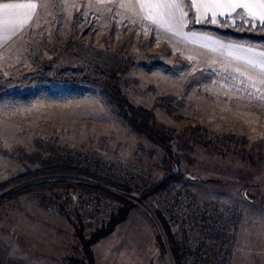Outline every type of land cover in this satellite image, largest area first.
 <instances>
[{
  "label": "rangeland",
  "instance_id": "rangeland-1",
  "mask_svg": "<svg viewBox=\"0 0 264 264\" xmlns=\"http://www.w3.org/2000/svg\"><path fill=\"white\" fill-rule=\"evenodd\" d=\"M88 6L84 4V9ZM75 13H80L91 24L90 28H85V43L102 48L109 14L98 13L96 16L87 17L83 12ZM69 14H65L64 7L61 33L65 37L70 33L74 15ZM52 21L53 8L51 18H42L30 31L39 33L45 39L46 63L60 69L67 66V59L61 45L52 35ZM126 21L129 20H118L119 25ZM129 22L132 26L139 27L138 33L143 38L150 33L149 28L152 25L140 20ZM184 33L189 37L185 30ZM153 36L155 43L148 53L156 54L157 45L165 44L173 54H178L191 63V72L209 69L221 72L228 78L222 83L195 88L185 97L186 106L175 113L169 114L159 108L153 110L156 120L175 136L172 151L178 162V172L183 175L182 179L164 189L177 184L189 191L196 205L215 202L233 207L236 214L233 238L235 248L230 255V264H264V77L259 74L258 69L245 62L252 57V52L231 46L222 55L214 58L201 55L200 52L184 51L176 39L169 41L166 36L155 33V30ZM26 49L27 41L21 65L0 71L6 78L16 79L35 71L26 59ZM131 50L136 66L122 75L121 85L129 102L151 110L156 100L167 96L182 99V85L190 71L171 76L160 69L145 70L140 65L149 66L151 61L145 60L143 53L135 46ZM160 62L172 66L171 57H160ZM35 90L33 85L18 88L19 92ZM252 108L262 111L252 112ZM37 137L42 141L56 139L57 161L88 174L50 175L38 181H64L75 186L101 189L112 194L115 199L101 192L73 186L27 192L0 206V221L7 224L0 229L4 232L3 235L8 236L10 241L17 242L23 233L20 232L22 220L37 218L44 223L50 222L51 217L61 216L71 227L74 239V231H77L88 240L91 235L107 230L109 224L106 229L95 231L89 228L78 229L65 211L54 213L51 210L56 204H63V208L68 207V195L77 197L85 192H93L94 197L114 202L117 207L116 214L120 207L116 198L136 205L130 210L126 220L93 246L99 264H174L166 243L164 242L167 251L163 252L157 242V234L163 237V232L154 216V193L142 201L140 198L145 194H140L135 189L127 188L126 191L108 181L106 175L101 176L102 173H98V177L87 169H80L79 162L81 159L100 157L109 164L116 163L118 166L115 168L123 167V176L129 182L132 171L149 178V193L166 174L161 163L164 156L160 149L116 122L99 102L97 93L85 88L81 99L77 101L35 99L29 107L15 111L0 109V143L12 154L11 158L0 156V182L24 173L27 169L45 167L48 159L54 155L43 151L44 148H38L34 141ZM254 144L260 146L250 153ZM113 172L118 174L113 169L109 171V176ZM186 175L191 178L187 179ZM93 177L112 185L99 182ZM135 185L136 183H131L128 186L132 188ZM76 241L79 251L74 248L72 255L66 259L68 264H80L74 262L80 261L82 257L81 245L77 239Z\"/></svg>",
  "mask_w": 264,
  "mask_h": 264
},
{
  "label": "trees",
  "instance_id": "trees-1",
  "mask_svg": "<svg viewBox=\"0 0 264 264\" xmlns=\"http://www.w3.org/2000/svg\"><path fill=\"white\" fill-rule=\"evenodd\" d=\"M183 3L187 17V32L203 33L226 43L264 51V25H261L260 22L243 15H236L219 18L215 21L207 19L203 23H198L189 0H183ZM52 8L51 32L66 55L67 66L57 69L50 63H46L44 57L45 49L47 48L45 39L39 33L29 31L27 35L26 59L34 67L35 71L21 75L16 79L6 78L5 74L0 72V109L15 111L19 108L31 106L35 99L39 101H77L81 99L83 89H91L97 93L99 102L116 122L141 136L163 153L164 157L161 159V163L165 167L166 174L160 182L154 185L149 193L140 198L142 201L147 200L157 190L166 188L167 185L182 179L183 175H181L180 171L174 173V170L178 167L176 156L172 151V142L175 136L156 120L153 110L159 108L169 114L175 113L178 109L186 106L185 97L195 88L202 85L222 83L228 78L221 72L209 69L191 72L193 68L191 63L180 55L173 54L171 49L165 44L160 43L157 45L156 54L148 53L155 43L153 36L155 28L150 26V33L143 38L138 33L139 27L132 26L129 21L119 25V19L115 13L110 16L105 37L102 41V48L94 47L89 43L86 44L83 40L85 28H90L91 24L85 21L80 13L73 15L70 33L65 37L61 33L64 18L63 0H53ZM132 46H135L138 51L143 53L142 57L145 60L151 61L149 66L140 65L145 70L160 69L171 76H176L180 72H191L182 85V99L178 100L167 96L164 99L156 100L151 110L136 106L128 101L122 92L121 85L122 75L130 68L136 66L132 60ZM160 57H171L172 66L160 62ZM32 85L36 87L35 92L18 91L19 87L21 89ZM250 111L257 112L262 110L252 108ZM34 141L39 149L44 148L43 151H47L54 156L48 159L43 168L27 169L24 173L0 182V206L18 199L27 192L51 191L55 188H69L71 186L83 190L101 192L115 199L112 194L103 192L101 189H91L82 185L75 186L64 181H38L50 175L74 176L83 174L87 176L88 174L73 170L65 163L57 161V156H55L58 150L56 139L42 141L37 137ZM259 146L254 144L250 148V153L252 150L253 152L256 151L255 147ZM11 155L0 143V156L11 158ZM93 178L99 182L112 185L101 179ZM116 199L119 201L120 207L117 214L111 218L107 230L91 235L88 240H85L80 232L74 231V236L82 248L81 262L78 260H74V262L95 264L92 252L93 246L109 236L118 224L126 220L130 210L136 206L122 198ZM154 212V216L163 232V237L157 234V242L160 245V249L166 252V243L174 264H181L180 251L178 245L173 241L169 227L159 213Z\"/></svg>",
  "mask_w": 264,
  "mask_h": 264
},
{
  "label": "crops",
  "instance_id": "crops-1",
  "mask_svg": "<svg viewBox=\"0 0 264 264\" xmlns=\"http://www.w3.org/2000/svg\"><path fill=\"white\" fill-rule=\"evenodd\" d=\"M52 1L46 0L44 6L41 7L42 0H23V2H36L38 7L32 19L22 27L17 26L15 31H12L11 28L6 29L3 17L0 16V71L22 64L28 32L34 29L42 18H51ZM9 2H19V0H0V4ZM162 2H171V0H63L65 14L70 13L69 15L72 16L74 12L80 11L84 16L92 17L98 13H108V18H110L111 14L115 13L118 19L144 21L152 25L158 35L166 36L169 41L176 39L184 51L200 52L201 55L215 58L222 55L228 47L237 46L251 51L252 57L264 58L260 56L261 53H264L262 50L226 43L203 33L187 32V17L183 0H175L181 5L182 16L177 22H174L172 31H165L160 27V22H163L165 18L159 15L164 10L141 8L140 6L141 4ZM189 2L198 23H203L207 19L215 21L219 18L236 16L237 13L259 22L249 14V10L244 8H237L233 11L228 7H212L230 3H258L259 0H189ZM84 4L89 5L86 10ZM122 4L125 7H121ZM150 17L155 18L158 22L153 23V19ZM184 30L189 34V37L185 35ZM50 220V222L44 223L37 218L22 220L20 222L22 231L20 230V232L23 233L20 236V241L17 242L10 241V238L0 231V264H68L66 259L72 255L74 248L78 250L77 241L73 238L72 229L63 217L54 216ZM5 225H7L5 222L0 221V229ZM93 256L95 264H99L94 251Z\"/></svg>",
  "mask_w": 264,
  "mask_h": 264
},
{
  "label": "built area",
  "instance_id": "built-area-1",
  "mask_svg": "<svg viewBox=\"0 0 264 264\" xmlns=\"http://www.w3.org/2000/svg\"><path fill=\"white\" fill-rule=\"evenodd\" d=\"M79 162L80 169H87L97 175L102 173L101 176L106 175L108 181L126 191L135 189L140 194H146L151 188L149 178L132 171L129 182L123 176V167L115 168L118 166L116 163L109 164L100 157L81 159ZM113 169L118 174L113 172L109 176V171ZM131 183L136 185L130 188L128 185ZM176 185L167 190H157L153 194V205L155 211L165 220L173 241L179 247L181 264H230V255L235 248L233 238L236 214L233 207L215 202L196 205L189 191ZM94 196L93 192H85L77 197L68 195V207L63 208V204H56L51 211H65L78 229H106L111 218L116 215L117 207L114 202Z\"/></svg>",
  "mask_w": 264,
  "mask_h": 264
},
{
  "label": "snow or ice",
  "instance_id": "snow-or-ice-1",
  "mask_svg": "<svg viewBox=\"0 0 264 264\" xmlns=\"http://www.w3.org/2000/svg\"><path fill=\"white\" fill-rule=\"evenodd\" d=\"M45 2L46 0H42L40 6L43 7ZM140 6L141 8L146 7L164 10L160 12L159 15L165 18L163 22H160V27L164 28L165 31H172L174 22H177L179 17L182 16L181 5L176 3L175 0L156 4H141ZM37 7L38 5L36 2H23V0L0 4V16L3 17L5 28H11L12 31H15L17 26L22 27L28 20L32 19L36 13ZM121 7H125V5L122 4ZM212 7H228L233 11L237 8L247 9L254 19H258L260 24L264 25V0H259L258 3H230L226 5H213ZM257 9L258 11H255ZM237 15L242 14L237 13ZM150 18L153 19V23L158 22L155 18ZM249 23H251V21H249ZM260 56L264 57V53H261ZM245 62L252 68L258 69L259 74L264 77V58L258 59L256 57H249Z\"/></svg>",
  "mask_w": 264,
  "mask_h": 264
},
{
  "label": "water",
  "instance_id": "water-1",
  "mask_svg": "<svg viewBox=\"0 0 264 264\" xmlns=\"http://www.w3.org/2000/svg\"><path fill=\"white\" fill-rule=\"evenodd\" d=\"M178 172V169L176 168L175 170H174V173H177ZM186 178L187 179H190L191 177L189 176V175H186Z\"/></svg>",
  "mask_w": 264,
  "mask_h": 264
}]
</instances>
